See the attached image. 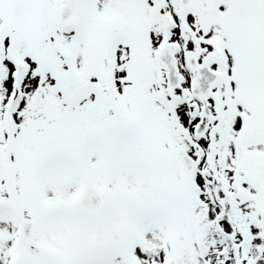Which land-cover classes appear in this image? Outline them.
Instances as JSON below:
<instances>
[{"label":"snow or ice","instance_id":"obj_1","mask_svg":"<svg viewBox=\"0 0 264 264\" xmlns=\"http://www.w3.org/2000/svg\"><path fill=\"white\" fill-rule=\"evenodd\" d=\"M0 264H264V0H0Z\"/></svg>","mask_w":264,"mask_h":264}]
</instances>
